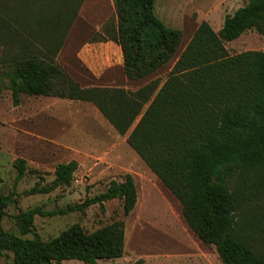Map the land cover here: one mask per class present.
<instances>
[{"label":"trees","instance_id":"1","mask_svg":"<svg viewBox=\"0 0 264 264\" xmlns=\"http://www.w3.org/2000/svg\"><path fill=\"white\" fill-rule=\"evenodd\" d=\"M6 1H14L20 13L13 15L9 8L0 17V34L16 49L3 60L8 69L0 75L9 80L14 104L19 105L22 94L92 103L181 203L191 230L215 247L222 264H264V52L231 55L226 48L247 32L264 36V0H249L227 15L219 32L202 22L166 80L156 79L134 92L82 88L57 63L84 0ZM155 2L114 0L116 16L98 41L120 47L130 81L157 73L182 42V32L157 16ZM14 168L17 180L28 172L22 158ZM78 169L76 161L58 164L53 185L38 182L31 194L71 186ZM14 197V192L0 194V254L12 253L14 264H98L124 256L122 220L93 233L75 224L50 240L7 232L3 220ZM115 199L122 201L126 216L134 211L138 191L131 175L112 181L83 204L20 213L21 235L33 233L36 216L82 212Z\"/></svg>","mask_w":264,"mask_h":264},{"label":"rangeland","instance_id":"2","mask_svg":"<svg viewBox=\"0 0 264 264\" xmlns=\"http://www.w3.org/2000/svg\"><path fill=\"white\" fill-rule=\"evenodd\" d=\"M6 2L0 0V17H6L1 11L9 8L13 15L20 14L14 1ZM247 2L249 0H156L157 16L168 27L182 32L181 45L174 59L157 73L128 83L124 68H107L116 63L115 59L111 58L103 66L107 71L102 76H93L81 61V53L93 57L100 55L101 52L91 45L102 39L104 26L116 16L114 0H84L67 32L58 56L60 63H57L82 88L129 87L135 90L156 79L164 82L202 22L219 31L225 17ZM226 48L231 55L264 52V36L257 31L247 32L226 44ZM15 50L0 34V75L8 69L3 60ZM121 61L123 63L122 54ZM0 87V194L15 193V201L3 220L7 232L25 239L39 236L50 240L75 224L93 233L122 220L125 223L124 256L99 260L98 264H135L138 261L141 264H222L215 247L203 243L195 235L184 219L181 203L129 147L126 137L114 128L99 126L87 109L84 113L80 109H68L62 116H57L62 114L58 112L53 115L54 108H61L55 102L59 100L53 98L22 94L16 106L7 78L0 80ZM79 102L83 101H75ZM19 158L25 159L28 167L21 180H17L14 168ZM74 158L79 159L80 168L71 186L57 188L50 194H31L38 182L42 187L53 185L55 167ZM126 175L134 178L138 191L136 208L129 215L124 214L122 201L115 199L103 205H92L82 212L53 218L36 216L33 233L21 235L17 220L20 213L35 207L58 211L83 204L104 193L112 181L122 182ZM0 264H14L13 254L1 253ZM62 264L84 263L67 261Z\"/></svg>","mask_w":264,"mask_h":264},{"label":"crops","instance_id":"3","mask_svg":"<svg viewBox=\"0 0 264 264\" xmlns=\"http://www.w3.org/2000/svg\"><path fill=\"white\" fill-rule=\"evenodd\" d=\"M219 31H216V32H219ZM91 47H92V49H95L96 51H100L101 52L100 55L98 57H95V56L93 57V56H86V55L81 53L80 59L85 64V66L88 68V70H90V72H92L93 76H102L107 71L106 67H103V66L105 64H107L108 60L111 61V58H112V61H113V59H115L116 63L113 64V65H107V66H109L107 68H114V67H116L118 69L119 68H124L123 67V63L121 61V54H122L121 49L115 43H113L111 41H108V42H96V43L92 44ZM57 62L60 63L59 57L57 59ZM125 79H126V82H128V83L138 82V81H130V80H128L126 78V76H125ZM117 88H119V87H117ZM121 88H123V87H121ZM125 89L134 92V91L138 90L139 88L133 90V89H130L129 87H125ZM46 98H49V97H46ZM53 99L54 100H59V101H55V102H56V104L58 106L61 107V108H54L56 112L54 111L55 114H53V115H56L58 113H62V114H58L57 115V116H62V115L65 114V112L68 109H80L82 111V113H84L83 111L85 109H87L90 112H92L94 118L96 119V123L99 126H102V125L104 127L108 126L107 129L114 128L109 123V121L100 113V111L95 106L92 107L87 102L75 103V101L66 100V99H60V98H53ZM67 102H74V104L73 103L70 104V103H67ZM49 109L52 110L53 107H49ZM53 115H52V118L54 117ZM114 130H115V128H114ZM126 143H127V141H126ZM71 161H76L79 164V159L78 158H74V159L70 160L69 162H71ZM69 162H66V163H69ZM79 168H80V164H79ZM74 261H76V260H74ZM65 262H67V261H65Z\"/></svg>","mask_w":264,"mask_h":264}]
</instances>
